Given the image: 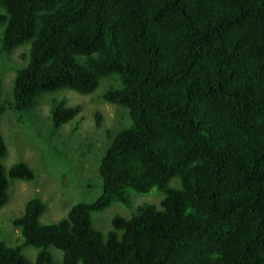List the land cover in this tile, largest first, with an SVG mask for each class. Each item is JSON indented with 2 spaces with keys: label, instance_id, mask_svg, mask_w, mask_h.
Masks as SVG:
<instances>
[{
  "label": "trees",
  "instance_id": "1",
  "mask_svg": "<svg viewBox=\"0 0 264 264\" xmlns=\"http://www.w3.org/2000/svg\"><path fill=\"white\" fill-rule=\"evenodd\" d=\"M7 67L18 119L45 97L55 131L82 110L59 91L108 80L99 98L129 123L104 131L100 194L45 223L44 202L28 199L0 264H264V0H0V97ZM67 148L55 155L69 170ZM6 154L0 133V209L11 181L35 179ZM151 192L157 205L133 208L132 193ZM113 203L129 215L96 229Z\"/></svg>",
  "mask_w": 264,
  "mask_h": 264
},
{
  "label": "rangeland",
  "instance_id": "2",
  "mask_svg": "<svg viewBox=\"0 0 264 264\" xmlns=\"http://www.w3.org/2000/svg\"><path fill=\"white\" fill-rule=\"evenodd\" d=\"M21 50L16 49L11 54L12 62L16 65L20 61L18 57ZM10 68L2 69L1 75L3 90H1L0 105L4 106V101L7 100L6 92L13 78ZM106 81L108 83V80H104L99 89L88 96H80L69 90L59 91L65 92L68 106L81 105L82 110L73 121L55 131L51 126L49 105L45 103V97L41 98L43 101H40L24 119H18L15 112L5 106L4 112L0 114V133L7 146L3 163L8 168L14 163L26 162L32 169L35 179L32 182L11 181L9 200L0 209V241L7 245L17 243L18 229L12 226L10 220L22 213L24 203L32 197L44 202L46 210L40 222L45 223L57 222L66 215L72 205L78 202H90L100 194L101 181L97 179L96 161L99 152L109 143L104 131H108L112 136L129 123L124 109L110 105L99 98L106 87H104ZM112 84L117 86L113 82ZM96 116L100 117V128L95 127ZM90 144H92L91 148L88 146ZM62 148H67V155L75 158L72 162L74 167L69 170L70 166L63 165L60 158L55 155ZM84 152H86L85 156L81 157ZM157 194L156 192L143 195L132 193L133 208L145 203L157 205L161 198ZM117 213L123 216L129 215V211L119 203H113L104 211L94 213L92 218L93 221L95 220L93 223L95 228L102 231L110 229V219ZM24 254L29 259H33L35 251L28 248L24 250ZM52 254L55 259L60 258L56 251H52Z\"/></svg>",
  "mask_w": 264,
  "mask_h": 264
}]
</instances>
